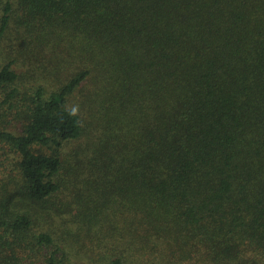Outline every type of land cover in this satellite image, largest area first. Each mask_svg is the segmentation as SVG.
<instances>
[{
    "label": "trees",
    "instance_id": "16d2710c",
    "mask_svg": "<svg viewBox=\"0 0 264 264\" xmlns=\"http://www.w3.org/2000/svg\"><path fill=\"white\" fill-rule=\"evenodd\" d=\"M0 264H264V0H0Z\"/></svg>",
    "mask_w": 264,
    "mask_h": 264
}]
</instances>
